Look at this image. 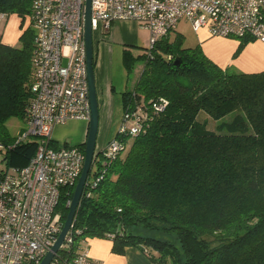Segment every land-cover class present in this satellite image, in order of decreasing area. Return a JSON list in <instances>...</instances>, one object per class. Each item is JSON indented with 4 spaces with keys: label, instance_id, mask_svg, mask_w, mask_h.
<instances>
[{
    "label": "trees",
    "instance_id": "trees-1",
    "mask_svg": "<svg viewBox=\"0 0 264 264\" xmlns=\"http://www.w3.org/2000/svg\"><path fill=\"white\" fill-rule=\"evenodd\" d=\"M32 3L0 0V14L19 18L21 30L18 47L0 37V144L5 147L16 139L6 123L22 121L21 131L31 102ZM235 39V55L254 41ZM136 60L143 67L134 88L121 94L122 116L136 106L148 112L151 103L166 105L148 112L145 131L132 138L92 189L86 186L68 249L78 252L82 240L103 238L112 242L114 254L136 248L155 264H264V71L221 69L200 46L185 47L178 33L137 58L123 51L128 71ZM227 116L230 120L223 121ZM208 119L217 122L215 131L207 129ZM78 147L84 153V143ZM36 148L34 140L19 143L3 152L0 162L24 167ZM100 166L93 164L86 183ZM75 185L60 193L56 212L62 225ZM58 254L65 256V250Z\"/></svg>",
    "mask_w": 264,
    "mask_h": 264
},
{
    "label": "built area",
    "instance_id": "built-area-1",
    "mask_svg": "<svg viewBox=\"0 0 264 264\" xmlns=\"http://www.w3.org/2000/svg\"><path fill=\"white\" fill-rule=\"evenodd\" d=\"M84 3H32L31 102L13 146L34 140L37 148L26 166H7L0 172V264H40L62 228L56 212L61 190L76 184L81 174L84 153L80 148H53L51 144L55 127L73 120L88 124L90 119ZM90 12L93 32L107 31L114 22H135L149 32V50L175 31L181 21L193 32L205 29L211 37H249L264 43V0H91ZM4 19L0 14V26ZM165 105V101L151 103L148 112H161ZM148 112L136 106L123 114L115 137L93 161L101 163L99 174L85 188L92 189L102 178L106 168L126 149V139L145 131ZM13 146L0 144V155ZM70 233L71 229L61 246L65 256L58 252L50 264H99L89 257L85 239L78 252H70Z\"/></svg>",
    "mask_w": 264,
    "mask_h": 264
},
{
    "label": "crops",
    "instance_id": "crops-1",
    "mask_svg": "<svg viewBox=\"0 0 264 264\" xmlns=\"http://www.w3.org/2000/svg\"><path fill=\"white\" fill-rule=\"evenodd\" d=\"M29 21L26 20V25ZM183 22V21H181ZM20 20L14 15L5 17L0 26V37L3 44L18 47L20 30ZM147 30L139 27L133 21L114 22L106 31H96L93 35L94 43V72L96 81V91L99 103V118L102 123L99 152L104 145L116 135V132L105 139V116L109 114V107L116 100L114 94L120 95L127 91V86H116L112 81L110 70L111 55L113 49L117 47L123 51L133 53L134 48L143 46V39ZM181 34L184 38V46L193 48L200 46L205 56L221 69H232L239 73L251 74L264 71V43L259 41L248 42L237 54L239 41L235 38L211 37L205 29L193 32V36L184 35L176 29L171 33ZM149 34V32H148ZM133 82V87L135 86ZM122 103V100H121ZM122 107V106H121ZM111 112V111H110ZM123 112V111H122ZM88 124L84 121L73 120L62 126L53 129L52 139L57 146L82 145L86 140ZM86 248L89 257L99 264H155L142 252L136 248H126L124 253L114 254L112 252V242L103 238H87Z\"/></svg>",
    "mask_w": 264,
    "mask_h": 264
},
{
    "label": "water",
    "instance_id": "water-1",
    "mask_svg": "<svg viewBox=\"0 0 264 264\" xmlns=\"http://www.w3.org/2000/svg\"><path fill=\"white\" fill-rule=\"evenodd\" d=\"M91 0L84 3V47L86 58V79L88 89V100L90 105V119L87 127L86 140L84 142V163L79 179L74 187L72 199L68 206V214L59 232L56 242L45 254L40 264H50L54 256L60 251L66 236L68 235L75 218L87 179L93 166V161L99 152L96 151V140L99 128V103L96 91V81L94 72V43L93 30L90 12ZM178 65V63L176 64Z\"/></svg>",
    "mask_w": 264,
    "mask_h": 264
},
{
    "label": "rangeland",
    "instance_id": "rangeland-1",
    "mask_svg": "<svg viewBox=\"0 0 264 264\" xmlns=\"http://www.w3.org/2000/svg\"><path fill=\"white\" fill-rule=\"evenodd\" d=\"M26 25V24H25ZM177 32H182L184 35H189L188 37L193 36V31L190 28V25L186 22H180L178 26L176 27ZM95 32H93V35ZM150 38L148 32H145V37L143 39V46L140 48H134L132 51L134 53V57L137 58L143 54H145L146 50L149 48ZM143 67V61L142 60H136L134 62V65L130 71H128L125 66L123 65L122 59H121V50H119L117 47L113 49V53L111 55V65L110 70L112 72V81L115 83L116 86H121L122 88L127 86V91H131L133 87V82L137 81L139 77V73L141 72ZM116 100L113 101V105H110L109 107V114L106 118L105 116V139L107 140L112 133L117 132L119 129L121 122H122V103H121V95L120 93L114 94ZM231 116H227L223 119V121L230 120ZM206 120L204 116H200V120ZM207 129L210 131H215V128L217 126V122H214L213 120H207ZM6 126L8 128V131L11 135L17 134V131L23 126V122L15 119H11L6 123ZM102 123L99 118V128H98V134H97V140H96V147H99V141L101 137V127ZM115 135L111 139H113ZM110 139V140H111ZM132 142L131 138L127 139V146L125 151L122 152L124 154L127 152L128 148L130 147V144ZM108 143V142H107ZM106 143V144H107ZM105 144V145H106ZM104 145V146H105ZM1 156V155H0ZM101 159V158H99ZM98 159V160H99ZM0 168L6 169L7 164L5 162H0ZM142 234L148 235V232L144 230H140ZM165 238V237H162Z\"/></svg>",
    "mask_w": 264,
    "mask_h": 264
}]
</instances>
